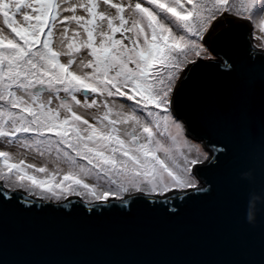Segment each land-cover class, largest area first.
Returning a JSON list of instances; mask_svg holds the SVG:
<instances>
[{
	"label": "snow or ice",
	"instance_id": "6c2138e0",
	"mask_svg": "<svg viewBox=\"0 0 264 264\" xmlns=\"http://www.w3.org/2000/svg\"><path fill=\"white\" fill-rule=\"evenodd\" d=\"M260 10L264 0H0V215L142 205L174 217L210 196L220 154L192 130L189 98L210 87L207 69L235 68L237 46L264 78ZM256 192L264 182L248 200Z\"/></svg>",
	"mask_w": 264,
	"mask_h": 264
},
{
	"label": "water",
	"instance_id": "95a60500",
	"mask_svg": "<svg viewBox=\"0 0 264 264\" xmlns=\"http://www.w3.org/2000/svg\"><path fill=\"white\" fill-rule=\"evenodd\" d=\"M248 51L234 48L230 73L207 69L210 87L189 98L192 130L211 134L220 154L206 170L215 179L210 196L174 217L142 205L131 216L46 208L23 218L10 209L0 215V264H260L264 194L248 193L264 182V78ZM220 140L229 141L227 152Z\"/></svg>",
	"mask_w": 264,
	"mask_h": 264
},
{
	"label": "rangeland",
	"instance_id": "374dc122",
	"mask_svg": "<svg viewBox=\"0 0 264 264\" xmlns=\"http://www.w3.org/2000/svg\"><path fill=\"white\" fill-rule=\"evenodd\" d=\"M260 11H264V10H260ZM260 11H258L255 15L252 16V20H253L254 23L256 22L257 18L259 17ZM210 20H211V17L208 16L202 21V23H201L202 30H204L209 25Z\"/></svg>",
	"mask_w": 264,
	"mask_h": 264
}]
</instances>
